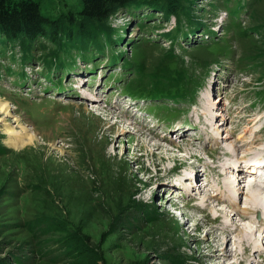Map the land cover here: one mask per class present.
<instances>
[{"label": "rangeland", "instance_id": "obj_1", "mask_svg": "<svg viewBox=\"0 0 264 264\" xmlns=\"http://www.w3.org/2000/svg\"><path fill=\"white\" fill-rule=\"evenodd\" d=\"M224 1L228 10L239 6L238 13L230 17ZM80 6V0H40V13L51 19L52 34L37 35L29 46L27 43L20 46L18 41L0 43V99L12 109L6 115L0 109V119L5 118L0 120V264H218L220 251L208 248L211 239H217L221 233L232 235L225 246L228 249H233L238 241L237 231L230 232L232 227L230 231L218 228L222 226L218 222L220 213L228 214L231 208L223 189L220 191L223 180L217 185L213 182L223 165L212 169L215 176L211 190L208 189L213 193L215 188L220 198L225 199L224 203L215 198L208 201L215 213L200 206L199 203L204 206L203 196L208 195L203 189L197 195L183 188L180 180L175 189L173 179L177 181L178 177L172 179V170L179 169L180 175L189 174L191 165L201 170L199 165L211 155L216 159L219 149L221 159L226 154L237 158L241 151H249L256 139L247 141L248 135L243 136L241 131L231 136L222 130L223 136L228 137L224 142L221 139L216 142L215 155L204 151L202 143H193L186 136L179 140L173 135L164 139L154 137L133 124L132 117L117 114L119 107L106 108L103 103V99L114 100L118 92L113 77L120 73V68L110 65L108 59L111 50H125L120 57L136 63L153 88L159 85L151 81L156 74L165 73L166 83L172 82L169 78H186L187 71L182 72L183 69L178 73L167 72L172 60L181 68L194 67L192 60H198L200 66L206 61L210 70L202 84L205 82L206 86L212 75L213 94H207L213 98L212 103L223 115L225 104L241 121L242 128L256 115L261 116L257 124L250 126L253 129L264 116V96L260 98L264 95V0H189L185 5H174L169 15L145 4L131 11L122 8L102 25V29H112L109 38L117 42L111 48L104 47L93 60L92 49L99 42L89 30L90 21L75 15L79 14ZM178 10L182 14L177 18L185 16L184 25L174 30ZM224 12L226 17L222 16ZM200 22L204 25L197 29ZM80 27L87 31H81ZM194 28L196 31L187 39L182 38ZM203 28L214 31V36L202 44L197 37ZM68 29L76 31L74 36L67 38ZM173 30L180 35L176 43L167 40H172L169 35ZM203 35L207 37L209 33ZM101 38L108 43L105 35ZM66 39L80 43L59 45ZM44 44L58 50L42 49ZM23 52L33 57L28 60ZM167 54L172 56L165 58ZM46 57L54 58V66H62L58 72L53 67L47 74L50 84L40 60ZM213 60L219 61L216 66ZM75 74L79 83L73 94L76 82L69 79ZM59 75L60 81L55 80ZM56 83L61 86L56 87ZM48 84L43 91V86ZM217 84L222 86L218 87L219 95L215 92ZM190 85L187 95L191 94ZM55 87L63 88L56 91ZM203 88L201 85L196 93V106L187 108L186 103L181 104L187 108L186 114L200 107ZM82 92L87 95L80 96ZM93 95L99 97L98 102L88 103ZM119 97L122 105L132 102L140 106L141 102ZM236 106L239 110L232 112ZM132 111L150 122L167 124L146 116L142 107ZM14 114H21L28 128L39 130L38 142L24 148H14L7 142L9 136L4 130L17 123ZM156 116L166 117L161 112ZM112 122H117L116 128ZM227 126L228 119L225 129ZM134 136L138 137L137 141ZM145 140L158 146L141 149ZM183 145L192 149L191 158L180 149ZM262 155L261 148L251 153L252 157ZM231 167L226 172L236 177L237 172ZM246 181L247 176L239 180L241 191H237L236 182L232 183L235 199L239 198L235 201L240 205L237 210L249 206L245 204L248 202ZM258 193L264 198L263 192ZM191 195L197 197L194 202L188 200ZM250 216L258 218L255 213ZM233 222L247 229L252 226L247 220L234 218ZM257 231H254L256 241L237 255L242 258L240 264H245V258L248 264H264V250L255 251L261 238L264 243V231L262 236L256 235ZM235 260L231 256L222 264Z\"/></svg>", "mask_w": 264, "mask_h": 264}, {"label": "bare ground", "instance_id": "obj_2", "mask_svg": "<svg viewBox=\"0 0 264 264\" xmlns=\"http://www.w3.org/2000/svg\"><path fill=\"white\" fill-rule=\"evenodd\" d=\"M197 33L198 32H196V34ZM74 78H77V77L76 76H72L70 78V80H72ZM80 85H81V87H83L82 84H80ZM76 86H77V84H76ZM218 87H219V84H217L215 86V92H217V95H219ZM220 88H222V86H220ZM226 90H227V87H224V92H226ZM209 94H211V95L213 94V93H211V88L209 89ZM211 99H213V98L211 97ZM211 99L209 97H207V91H204L202 93V97H201L200 110L198 112H196V116H195V118L192 119V121L190 123V126L184 127V129H183L184 131L183 130L180 131L179 128H174L172 131H175V132L179 133L176 136L177 140H179V139L184 138L186 136L185 135V130L186 131L193 130V129L197 130L198 131L197 138H199V136L203 134L207 138V140H212L213 141L212 144H214L210 150H208L207 147H204L202 149H204V151H208L211 154H215V152L217 150L213 151V149H214V147L216 145V142L219 139L223 140V142H224V140H226V137H228V136L227 135L223 136V134L225 132L216 133L217 127L219 125H222V126L225 125V121H226L225 117L226 116H222L223 114L220 113L219 108L215 107V103H212ZM1 101L2 100L0 99L1 113L3 115H6L7 113H11L12 109L8 105H6L7 103L6 104H2ZM114 102L115 103L112 104V105H109V107L110 106L119 107L118 103H116V100H114ZM3 103H5V102H3ZM128 106L129 105H127V107ZM238 110H239L238 106H236V107H234L232 109V112H235V111H238ZM218 115L222 116V121L221 120H217V116ZM257 117H259V115H256L255 118L253 117V119L250 121L251 123H247L242 128L241 132L243 133V136L244 135L247 136L248 133H252L253 129H251L250 126L257 121ZM4 119L5 118H2L0 120L3 121ZM13 120H15V122H17V123H15V125H13L12 127H8V128H6L4 130V133L9 136L8 139H7V142H10L9 144H11L12 147H14V148H24L25 146H27L29 144H33L34 142H38V140H37L38 136L36 135V133L39 130L36 129V128H28L27 127L28 123H27L26 119L24 120V117L21 114L20 115L19 114H17V115L14 114V119ZM218 121L220 123L217 124ZM116 123L112 122V124L114 125V128L117 127ZM107 124H109V123H107ZM112 124L110 126H113ZM140 128H142V127H140ZM253 128H255V127H253ZM153 131H155V132H151L149 130L148 133H151V135H153L154 137H156L158 139H164L165 135H167L166 133L158 132L156 130V128H153ZM225 131L228 134H230L231 136L238 134V133L234 134L235 133V129H233V128L225 129ZM246 131L248 133H245ZM48 134H45L44 136L47 137ZM44 136H41L40 138L44 139L45 138ZM194 138L195 137H193V136L191 137V139H194ZM133 139L135 141H137L138 137L134 136ZM252 139H256V142H254L250 146L249 151H247V152L241 151V153H243V154L240 153L237 158H235L236 155H233V154L228 155V154H226V155H223L224 157L221 159L222 153H220L221 150L219 149V154H217V156H216V159H217L216 162L214 160V157L211 155L212 158H213L212 164H208V163L202 162L200 164L201 166L199 165V168H201V170H196V168L193 165H191L192 167H189L190 173L189 174L187 173L186 175L179 176L177 178V181L174 182V185H175L174 188L175 189H177L176 183L179 182V180H180L181 183H182V187L183 188L188 189L191 192L194 191V192H196L197 195H199V193H200V192H198V190L199 189H203L205 191V193L208 194L209 196L208 195H204L203 196L202 202L204 203V206L201 203H199V204H200V206L202 207L203 210L212 211L211 206H209L211 204L208 203V201L210 199L215 198L216 200L219 201V203H220V201H222L223 203L225 202V199L220 198V193H218L215 188L213 189V193L209 192V190H211V188H212L211 180L213 178V175L215 176V174H214L212 169L213 168L216 169L217 167L222 166V163H223L224 159L227 160L228 164H232L231 165L232 167L223 165V168L220 170L219 174H217V176L213 180V182L216 183V185H217L219 180H223V183L220 184V191L223 189L222 194L228 200V202H226V203H227L228 207L231 206V208H230L231 210L229 209L230 213H228V214H226L225 212L220 213L219 216H221V215L222 216H221V218L219 217L218 222L221 221L222 222V226H219L218 228H222V229L226 228V229H228L230 231V227H232L233 229L230 232L233 234V233H235L237 231V233L235 234V238H237L238 241L236 243L234 242L236 244V246L233 249L232 248L228 249L225 246H226L227 243L229 244L230 239L232 238L231 237L232 235H226L224 233L223 234L221 233V235L217 239H215V238L211 239V241H210V243L208 245V248L211 249L212 251L213 250L220 251V254L219 255L217 254L219 256L218 258H220V261L217 262L218 264H222L223 261L227 260L231 256L236 258V260L234 262H232L231 264H238V263L240 264L242 258H239L237 255L242 254L241 252L244 253L245 250L247 249V247L251 243H253V241H256V238L254 237L255 229H258L256 235H259V236H262L261 234L264 231V198L259 196V193H258V191H261V192H263V195H264V178L258 182V181L255 180V174H254V171H255L256 167L261 168L263 170L262 173L264 174V162L260 163V164H255V163L252 162L253 159L264 158V147L260 146V145H257L259 143L258 138H256L254 135H251V136L248 135L247 141L252 140ZM187 145H189V144H187ZM147 146L150 147V148H153V147L155 148L156 146H158V144L150 143V141H148V140L142 141V143L140 145L141 149H146ZM257 148H261V150L263 152V155L260 156V157H255V156L252 157L251 156L252 151L257 149ZM180 149L185 151L186 154H188V156H190V158L192 157L191 155H193V152H192L191 148L186 147V146L183 145V147H181ZM256 151L258 152V150H256ZM162 153H163V151H162ZM184 157H187V156H184ZM172 158L174 159L175 157L173 156ZM220 162H221V164H218ZM228 167L229 168L231 167L232 170L234 169V171L237 172V175L235 173L236 177H232L231 175L227 174L226 170L228 171ZM250 171H251V173H250ZM208 172H210V176L208 175ZM242 173H244V174H242ZM244 176H247V181L246 182L248 183V184H246L247 187H246V191H245V192H247L246 197H248L247 198L248 202H245V204L249 205V206H243L242 210H237V208L240 205L236 204L235 201L238 200L239 198L237 197L235 199V195L233 193L234 192V187H233L232 183L236 182L237 191H239V190L241 191V188H240L241 186H240L239 180L241 179V177H244ZM203 179H206V180L204 181ZM181 183H180V185H181ZM198 184H199V186H198ZM167 186L170 187V184L167 185ZM171 186H173L172 183H171ZM226 190L228 191V193L225 192ZM196 198H197L196 195H194V196L191 195L188 200H192L194 202V200ZM234 202H235V204H233ZM253 203L254 204H261V205L252 206L251 204H253ZM217 205H220V204H217ZM222 210H224V209H222ZM212 212H214V211H212ZM251 213L257 214L258 218L255 219L252 216H250ZM234 218L235 219L237 218L240 221L241 220H247V221H249L252 224V226H254V228L251 225H249V228L247 229L245 227H240L238 224H236L234 222L231 223V221H234ZM217 224H219V223H217ZM250 228H252V229H250ZM261 239H260V241L257 240L258 241V245L257 246H259V248H257L255 251H257L258 253H259L260 250H264V243H263V241ZM260 244H262L261 248H260ZM197 251L199 252L200 249H198ZM245 260L246 261L244 263L248 264V261H247L248 259L245 258ZM260 264H263V262H261Z\"/></svg>", "mask_w": 264, "mask_h": 264}, {"label": "trees", "instance_id": "obj_3", "mask_svg": "<svg viewBox=\"0 0 264 264\" xmlns=\"http://www.w3.org/2000/svg\"><path fill=\"white\" fill-rule=\"evenodd\" d=\"M186 1L189 0H80V11L78 15H75L77 17L80 15L87 18L90 21V25H88V27L90 26L89 30L93 33L100 31L107 32L108 30L111 31V29L109 27L108 30L102 29V25L106 23L105 20L118 10H122V8L131 11L130 9H134L141 4H145L153 8L158 7L160 11L163 13L166 11L167 15H169L172 13L174 5L177 7L179 5H185ZM238 10L239 6H234L232 9L228 10V13L230 15L234 12H238ZM181 14L182 12H179L178 10L176 17ZM50 21L51 19L49 17H43L40 13V0H0V43L18 41L21 46L26 45L25 43L29 46V43H31L37 35L44 34L43 36H46L51 30H53V25ZM177 23H179V18H177ZM198 24L197 29L204 25L202 22ZM80 30L87 31V29L83 27H80ZM81 31L78 33L83 34ZM75 32L76 31L73 29H68L67 38H70L71 35L74 36ZM50 33L52 34V32ZM169 36L173 40L174 33L171 32ZM64 43H80V40L76 42V40L70 41L66 39L62 43H59V45ZM40 46L42 47V45ZM46 48L47 47L44 44L42 49ZM47 49L50 51L58 50L56 47ZM171 56V54H167L165 58ZM165 70L166 69H164V71ZM182 72L186 73L185 68H183ZM163 75H165V73L153 75L155 79L151 80L153 83H159L157 86L158 89H162L167 84L165 82L167 77H164ZM138 79L139 76H136L133 78V81H137ZM81 241L80 243H83ZM77 248L80 250V247Z\"/></svg>", "mask_w": 264, "mask_h": 264}]
</instances>
